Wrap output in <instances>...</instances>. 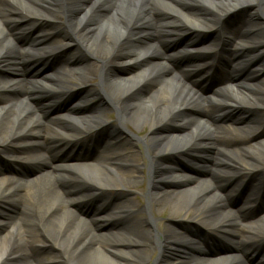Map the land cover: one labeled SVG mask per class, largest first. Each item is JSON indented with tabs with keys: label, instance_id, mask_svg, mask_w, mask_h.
Listing matches in <instances>:
<instances>
[{
	"label": "bare ground",
	"instance_id": "obj_1",
	"mask_svg": "<svg viewBox=\"0 0 264 264\" xmlns=\"http://www.w3.org/2000/svg\"><path fill=\"white\" fill-rule=\"evenodd\" d=\"M238 24L250 49L236 41ZM203 32L214 39L200 47L194 38ZM77 43L82 48L75 50ZM66 50L76 52L40 73ZM192 51L222 58L228 71L215 94L194 86L208 81L209 67L190 77L174 66ZM81 53L92 61L74 64L71 56ZM242 70L247 78L228 80ZM75 71L102 73L106 85L78 102L97 100L99 108L50 116L52 102L70 88L55 85H88ZM0 74V146L17 167L7 173L0 163V264H152L157 250L155 264H250L257 255L246 244L264 242V212L250 215L261 185L257 172L264 173V138L250 147L264 128V0H0ZM238 111L247 121L215 124ZM128 127L144 134L149 157L144 205L133 192L146 163ZM98 128L111 133L97 157L62 159L63 149L74 150ZM200 161L208 177L197 174ZM36 165L49 169L25 180L21 170ZM249 182L235 208L224 191L237 194ZM95 201L88 215L83 208ZM167 204V225L156 227L153 205ZM121 221L122 229L102 231ZM190 227L231 241L233 252L206 256ZM258 256L263 264L264 253Z\"/></svg>",
	"mask_w": 264,
	"mask_h": 264
},
{
	"label": "rangeland",
	"instance_id": "obj_2",
	"mask_svg": "<svg viewBox=\"0 0 264 264\" xmlns=\"http://www.w3.org/2000/svg\"><path fill=\"white\" fill-rule=\"evenodd\" d=\"M239 17H241V15H239ZM258 21H263V20H258ZM201 40L202 41H207V40H209V38H207V37H202L201 38ZM69 57V54H68V52H66V53H63V55L62 56H60L59 57V59L56 61V65L58 64V63H62L63 61H65L67 58ZM82 60V62H83V64L85 65H87V64H89L88 62H90L91 60H89L88 58H80V59H77L76 60V62H79V61H81ZM93 63V65H100V63H96V62H92ZM130 71V69L129 68H126V69H124L123 71H122V73H121V71L120 70H118V72L119 73H121V74H124V73H128ZM76 72V71H75ZM74 72V75H76V76H79V77H81V78H83L84 80H86V81H88V82H93V84H97L98 82H99V80L97 79V80H95L96 79V75L97 74H92L91 72H89V71H86V73L85 74H83V76H82V74L81 73H78V72H76L75 73ZM124 72V73H123ZM90 85V84H89ZM103 85H106L105 84V82L103 83ZM61 87V89H64L66 86L65 85H61L60 86ZM68 87V86H67ZM99 88H95V90H98ZM94 90V89H93ZM115 117V116H114ZM114 117L112 116L111 117V119H114ZM132 133L135 131V130H132V128H128ZM140 131H142V130H140ZM261 133H263V134H261ZM140 134H142V133H140ZM261 134V136H260V138H256V137H258L259 135ZM106 135V133H104V135H103V137ZM264 138V130H263V132H260V133H258V134H256L255 135V137H254V139L253 140H251V142H250V147L251 148H253L252 146H254L255 144H256V142H258L259 140H261V139H263ZM249 145V144H248ZM142 148V151L141 150H139V152H143V154H142V156H144L145 155V153H146V151H145V148H143V146H141ZM136 148V147H135ZM99 150V149H98ZM134 150H138L137 148L136 149H134ZM256 164V163H255ZM6 166H11L10 164H6ZM27 167V168H26ZM24 169H23V171H22V174L24 175V177H25V180H29V181H31L32 179H34V178H36L37 176H39L42 172H44L46 169H47V167L45 168V167H40V166H38V165H36V166H26ZM5 169V168H4ZM7 169H12V167L11 168H7ZM205 169V168H204ZM206 171H207V169H205ZM4 171V170H3ZM205 172V171H204ZM1 174V173H0ZM147 181H148V178H144V180L141 182V183H139V184H136V195H140V194H142V193H144V194H146L147 193V188H145L144 186H143V183L145 182V184H147ZM146 191V192H145ZM24 194V192H22L21 193V195H23ZM137 197V202H142V199L139 197V196H136ZM118 198H122V196H119ZM98 203L97 202H95V204H91L90 206H86L85 208H84V210L86 211V213L88 214V215H91V214H93L94 213V211H95V209L98 207ZM264 206V205H263ZM263 206L262 207H260V208H258V210L257 211H255V213H257L258 214V216H260L263 212H264V210L262 211V209H263ZM172 208H171V206L170 205H165V206H154L153 205V208H152V215L155 217V222L157 223V225H156V227L159 225V224H161V221H163V222H166V220L164 219V220H161L162 218H160V217H162L163 215L164 216H167V215H171L172 214ZM262 211V212H261ZM12 212V213H11ZM14 212H15V210H13V209H9L8 210V215H12V214H14ZM252 215V214H251ZM139 217H141V215H139ZM124 225H125V223H124V221H121V222H115L114 224H112V225H110V226H107V227H105V228H103V230L102 231H109V230H116V229H122L123 227H124ZM167 225V224H166ZM253 229L255 230V231H257L258 233L260 232V233H262L261 231V229H260V227L259 226H256V225H254V227H253ZM99 231H101V230H99ZM229 248L228 247H226V246H222V245H220V246H218V247H208V246H204L203 247V249H202V252H203V254H205L206 256H208V257H213L215 254H227L228 252H229ZM201 252V251H200ZM201 252V253H202ZM158 255H159V252H157V251H155V255H154V260H153V262H152V264H155V260L157 259V257H158ZM105 264H109V263H105Z\"/></svg>",
	"mask_w": 264,
	"mask_h": 264
}]
</instances>
